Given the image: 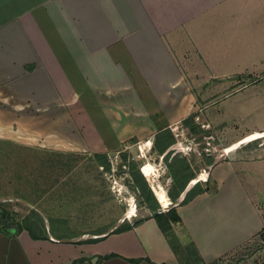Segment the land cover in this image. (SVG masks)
I'll use <instances>...</instances> for the list:
<instances>
[{"label":"crops","instance_id":"crops-1","mask_svg":"<svg viewBox=\"0 0 264 264\" xmlns=\"http://www.w3.org/2000/svg\"><path fill=\"white\" fill-rule=\"evenodd\" d=\"M243 76L254 80L223 94L228 81ZM259 86L264 0H0V135L34 121L38 92L50 101L47 114L55 108L65 129L43 145L113 155L136 144L129 140L136 133L151 138L174 131L198 111L200 98L217 96L211 103L221 105ZM256 131L261 129L230 145ZM148 141L138 146L142 153L151 150ZM259 164L216 160L191 184L207 175L217 192H201L185 204L170 199L182 218L174 230L181 243H192L199 262L227 257L262 229V206L247 197L254 220L245 224L226 184L241 187V173L252 176ZM42 217L36 230L47 237H34L25 227L7 232L0 220V264H72L79 258L84 260L76 264H95L112 253L98 264L191 261L173 248L152 213L132 228L77 239L52 231Z\"/></svg>","mask_w":264,"mask_h":264},{"label":"rangeland","instance_id":"rangeland-1","mask_svg":"<svg viewBox=\"0 0 264 264\" xmlns=\"http://www.w3.org/2000/svg\"><path fill=\"white\" fill-rule=\"evenodd\" d=\"M253 80V77L243 76L236 81H228V87L222 92L235 91ZM256 95L261 97L255 98ZM44 97L36 93L38 115L33 122H24L21 131L0 135V212L4 208L5 225L13 226L15 220H22L34 207L41 212L47 227L52 231L64 235V238L77 239L117 230L153 213L149 204L155 201L134 186L131 171L137 167L141 169L146 162H152L157 168L158 182L169 194L173 177L163 154L154 148L155 135L152 133L149 138L148 134L143 137V134L136 133L129 139L136 144L127 148L124 146L113 155L43 145L45 137L58 132V135L65 133V129L59 128V113L56 109L53 108V112L47 114L45 107L50 101ZM216 98L219 97H209L205 101L200 98L198 101V116L195 120L206 132H193L183 123L174 130L179 142L175 151L188 157L198 171L196 177L209 169V157L218 161L234 159L264 163V136L243 142L233 150L226 149L254 130L264 131V87L228 97L221 105L211 103ZM149 139L152 140V148L146 154L142 153L138 146L146 144ZM260 164L252 176L251 172H247L248 175L241 173L244 179L240 181L241 187L229 180L226 183L233 188L231 194L237 199V208L241 209L245 224L254 220L247 197L254 198L255 203L262 206L259 209H262L264 218V164ZM204 176L205 179L201 181L209 179L208 185L213 189L215 180ZM147 180L159 201L154 183L149 178ZM160 205L162 210L172 206L171 203L169 206ZM132 208L135 214L128 215ZM30 216L37 219L35 213L31 212ZM172 238L180 244L178 248L183 257L191 259L190 264H203L195 254L191 255V242L181 243L178 235ZM209 264H264V225L255 237L233 253Z\"/></svg>","mask_w":264,"mask_h":264},{"label":"trees","instance_id":"trees-1","mask_svg":"<svg viewBox=\"0 0 264 264\" xmlns=\"http://www.w3.org/2000/svg\"><path fill=\"white\" fill-rule=\"evenodd\" d=\"M198 116L197 112H192L188 116H186L182 123L186 127H189L191 131L193 132H206V130L201 126V124H198L196 122V117ZM177 142V137L175 132L171 128H166L163 130H160L156 133L155 139H154V148H156L159 151V154H164L165 151L174 143ZM164 159L167 163V166L170 170V174L173 177V185L169 191V196L173 203L178 204H185L189 202L191 199H193L196 195H198L201 192L204 191H210V192H217L218 191V185L217 182L215 186L210 188L209 179L206 180V182H202L201 180L197 181L190 189L187 190L184 198L182 201H178L181 193L186 190L188 184L190 181L197 176V170L192 166L190 160L188 157L183 154L182 152L175 151L173 149L169 150L165 155ZM214 157H209L207 160V164L211 165L215 162ZM132 179L134 186L142 192L143 195H147V197L153 198L155 203L149 204V207L153 210L152 215L156 218L159 226L161 229L169 236V239L171 241V244L173 248L179 249L177 242L174 241L173 237H177V234L174 230V223H177L182 220L176 205H172L167 210L160 209V203L157 200L146 176L143 174L141 169L139 167L134 168L132 171ZM35 213V217L37 219H31L30 213ZM28 213L23 220H17L13 226H6L5 222L6 219L4 218V208H2V212L0 213V220L3 223V229L7 232H12L11 229H14V233L21 230L22 228H27L30 233L34 237H47L46 233H39L36 229L41 228L39 224V220H43L42 215L35 209H32ZM142 219H139L135 221L133 224L128 223L120 228H118L116 231H123L129 228H132L135 224L139 223ZM15 226V227H14ZM11 227V229H10ZM38 227V228H37ZM179 240V239H178ZM180 241V240H179ZM181 247V246H180ZM193 253V254H192ZM197 255L196 251H192L191 255ZM116 254H108L104 256H99L100 261L114 256ZM84 258H79L75 260L72 264H76L78 261H82ZM133 263L138 264L143 258H132L130 259ZM99 261V262H100ZM99 262H96L95 264H98ZM156 264V263H155Z\"/></svg>","mask_w":264,"mask_h":264},{"label":"bare ground","instance_id":"bare-ground-1","mask_svg":"<svg viewBox=\"0 0 264 264\" xmlns=\"http://www.w3.org/2000/svg\"><path fill=\"white\" fill-rule=\"evenodd\" d=\"M264 136V131H256L250 135H247L244 139H242L241 141L235 143L234 145H230L227 147V150H231L232 148L238 147L241 143L246 142V141H250L254 138H258ZM149 143H151L152 141H148ZM143 168V173L150 178V180L154 183L153 187L156 191V194L159 198V200L161 201V203L165 206H169V204L171 203V198L169 197V194L167 193V190L165 187H163L157 179V168L156 166L152 163V162H146L144 165H142ZM198 178H194L192 179V182H195ZM193 184H191L190 181V186H192ZM135 213V209L132 208L129 210L128 215H133Z\"/></svg>","mask_w":264,"mask_h":264},{"label":"water","instance_id":"water-1","mask_svg":"<svg viewBox=\"0 0 264 264\" xmlns=\"http://www.w3.org/2000/svg\"><path fill=\"white\" fill-rule=\"evenodd\" d=\"M165 155V154H164ZM164 155H163V157H164ZM141 171L143 172V168H141ZM145 175V174H144ZM148 179V178H147ZM194 185V184H193ZM190 183L188 184V186H187V188H186V190H188V189H190Z\"/></svg>","mask_w":264,"mask_h":264}]
</instances>
